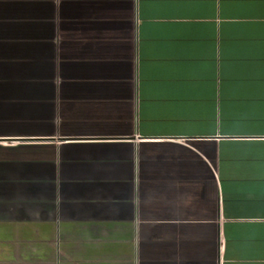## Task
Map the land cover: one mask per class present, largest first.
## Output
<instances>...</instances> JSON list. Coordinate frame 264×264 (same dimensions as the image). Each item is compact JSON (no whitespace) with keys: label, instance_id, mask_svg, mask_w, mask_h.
<instances>
[{"label":"crops","instance_id":"0c3cea01","mask_svg":"<svg viewBox=\"0 0 264 264\" xmlns=\"http://www.w3.org/2000/svg\"><path fill=\"white\" fill-rule=\"evenodd\" d=\"M0 264H264V0H0Z\"/></svg>","mask_w":264,"mask_h":264}]
</instances>
